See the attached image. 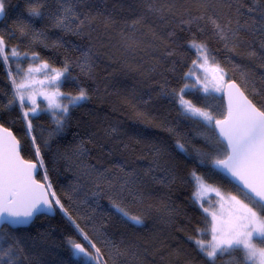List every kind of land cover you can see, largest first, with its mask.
<instances>
[{
  "label": "trees",
  "instance_id": "obj_1",
  "mask_svg": "<svg viewBox=\"0 0 264 264\" xmlns=\"http://www.w3.org/2000/svg\"><path fill=\"white\" fill-rule=\"evenodd\" d=\"M29 3L6 0L5 54L16 49L26 60L67 67L60 92L72 98L83 90L87 99L66 113L25 119L13 60L0 62V124L13 132L24 159L43 160L37 179L51 185L55 207L53 216L38 215L28 227H2L0 253L11 248L12 264H89L73 254L72 244L80 243L100 264H213L195 243L207 244L211 232L193 174L249 201L212 168L222 156L214 151L215 131L186 115L178 97L197 59L195 43L206 45L226 81L264 105V0H38L43 15L32 18ZM20 20L39 35H21ZM183 96L216 118L224 114L221 95L194 88ZM241 256L225 253L215 264H236Z\"/></svg>",
  "mask_w": 264,
  "mask_h": 264
},
{
  "label": "snow or ice",
  "instance_id": "obj_2",
  "mask_svg": "<svg viewBox=\"0 0 264 264\" xmlns=\"http://www.w3.org/2000/svg\"><path fill=\"white\" fill-rule=\"evenodd\" d=\"M6 0H0V16L4 15ZM252 9H249L251 11ZM29 18L42 17V12L38 6V0L33 4L30 0L27 10ZM264 22V16L261 17ZM83 21H81V24ZM214 27L220 30V25L212 20ZM63 21L57 19V26H61ZM19 30L21 35H39L32 30L31 24L20 20ZM222 31V30H221ZM219 34V33H218ZM221 39H227L226 36L220 35ZM201 55L198 57L202 63L199 67L204 70V85L205 93L221 92V84L224 83V70L215 61V57H210L206 45H197L193 43ZM5 41L0 38V62L7 64L8 55L5 54ZM19 53L16 49L11 50V56L16 57ZM194 64L197 62L194 61ZM47 64H42L39 68H29L28 73L47 69ZM52 75L47 77L48 83L56 86V91L45 94L44 92L36 93L43 95L48 101L49 106L60 108L62 112L68 111L67 106L61 107L57 102L59 93L58 81L60 77L67 71L65 67L61 72L57 69L50 70ZM188 75H192L191 72ZM30 76L25 77V82L16 85L17 95L21 103L25 100V93L20 89L28 88L30 85L27 81ZM199 80V77L197 78ZM15 84V80H13ZM44 84L45 81H37ZM211 85V87H209ZM189 85H185L180 89L179 103L183 112L191 117L198 118L206 126L216 132L213 137L215 147L214 151L222 154L224 158H217L213 161L218 168L225 170L231 175L241 186L240 191L243 192L249 203H243L235 196L230 197L231 205L225 210L221 205L219 215L216 212H210L209 208L203 207L205 213H209L212 217L211 221V241L207 244L203 240H196L195 243L199 249L215 264L218 256L225 253L231 254L239 251L242 256L236 261V264H264V105L257 107L250 99L239 89L235 83H227L228 103L226 113L222 114V118H216L212 111L197 107L190 100L184 99L183 93ZM35 92V90H33ZM31 100L34 107L24 112L25 119L28 118L29 112H36V101L32 95L27 97ZM87 99V94L83 90L79 95L71 98V103L83 101ZM32 130L31 121L27 124V131ZM0 222L12 224H26L31 218L44 212L52 211V201L47 198L46 186L40 184L34 179V173L43 168V160L38 159L36 163L24 160L20 155L19 141L7 129L0 128ZM35 143V137L32 138ZM183 151V145H178ZM36 156H40V149H35ZM39 165V168L38 166ZM47 179V176L44 177ZM193 179L197 191L194 196L199 199L201 191L207 190L208 186L200 176L193 174ZM51 187V185H47ZM55 196V193H52ZM217 195H220L217 190ZM223 199V198H222ZM57 205H60L61 210L63 205L60 201L55 200ZM252 206H249V205ZM116 210L127 217L132 222L139 224L140 219L135 216L128 217L122 208L114 205ZM71 219V217H69ZM84 240L91 244V241L85 235ZM95 248V245H92ZM73 254H83L91 261L97 259L92 256L87 249L79 243L72 245ZM99 254V249H96ZM14 255L12 249L0 253V260L5 256L8 260L5 264H12L11 256Z\"/></svg>",
  "mask_w": 264,
  "mask_h": 264
},
{
  "label": "rangeland",
  "instance_id": "obj_3",
  "mask_svg": "<svg viewBox=\"0 0 264 264\" xmlns=\"http://www.w3.org/2000/svg\"><path fill=\"white\" fill-rule=\"evenodd\" d=\"M196 51H197V59L195 61L197 63L196 64L193 63L190 70H189V72H191L192 75H188L189 72L187 73V83L186 84L189 85V87L187 89L198 88L201 92H204L203 91L204 70H203V68L199 67V64L202 63V61H200L198 59V57L201 55V53L197 49H196ZM26 57H27V60L25 59V55H18L16 57H10L8 59V61L12 59L13 64H14V71H15L14 72V80H15L14 86H15L16 98L21 103L20 98L17 95L16 85L20 84L22 82H25V77L30 76L31 78L27 81V83L30 85V87L20 89L21 92L25 93V100L23 101V104L27 106L26 111H28L30 108L34 107L31 100H29L27 98L28 95H32L33 99H35V101H36V104H35L36 112L34 114H37V113L42 112V111L53 112V111L61 110L60 108L50 107L48 101L44 98V96L36 94V93L44 92L45 94H50V93L56 91V86L48 83L47 77L52 75V73L50 71L51 69H57L61 72H63L64 69L52 68V66H50L48 63L45 62L49 66L47 69H42L41 71L33 72V73L29 74L28 73L29 68H39L42 64H45V63H44V61L42 62V61L38 60L34 56H29V57L26 56ZM20 62H23V63L20 64ZM64 75H65V72H64ZM63 76H61L60 80L58 81V87L60 86V83L63 79ZM198 77H199V80L197 79ZM37 81H45V83L40 84V83H37ZM225 82H226V78L224 77V83L221 84L222 89H223ZM209 87H211V85H209ZM33 90H35V92H33ZM59 93L61 95L57 98V102L61 104V107L67 106V108H68L69 105L78 103V102L71 103L70 102L71 98L64 97L63 94L60 92V90H59ZM208 94L221 95L222 91L221 92L208 93ZM29 114L31 115L33 113L29 112ZM220 158H223V155ZM206 185L208 186V188H207V190L201 191L200 198L197 199L195 196L194 197H195V200L197 201V203L199 204L200 207H201V204H203V207L209 208L210 212H216L219 215L220 210H221V205H223V208L225 210L229 209V207L231 205V201H230L231 196H235L238 200L245 203L240 197H238L236 195L227 194V193H224V192L220 191L219 189H217L213 186H210L208 184H206ZM217 190L219 191L220 195H217ZM196 191H197V189H196V185H195V192ZM203 207H201L202 210H203ZM205 214L209 217V227L211 229L212 217L209 213H205ZM92 256H94V255H92ZM82 257H83L84 262H89L88 257H85L84 255H82ZM91 264H100V262L98 261V259H95V260L91 261Z\"/></svg>",
  "mask_w": 264,
  "mask_h": 264
},
{
  "label": "water",
  "instance_id": "obj_4",
  "mask_svg": "<svg viewBox=\"0 0 264 264\" xmlns=\"http://www.w3.org/2000/svg\"><path fill=\"white\" fill-rule=\"evenodd\" d=\"M227 83H235L238 87H239V89L243 92V90L241 89V87L235 82V81H233V80H227L226 82H225V84H224V86H223V89H222V94H221V98H222V101H223V106H224V114L226 113V109H227V103H228V96H227V92L229 91L228 90V88H227ZM244 93V92H243ZM245 94V93H244ZM246 95V94H245ZM247 96V95H246ZM249 99V98H248ZM253 103V102H252ZM254 104V103H253ZM222 118V117H221ZM0 128H4V129H7V128H5L4 126H2L1 124H0ZM10 133H12V135L13 136H15L14 134H13V132L11 131V130H9V129H7ZM0 134H2V133H0ZM215 134H216V132H215ZM17 139V138H16ZM19 147H20V143H19ZM20 155H21V151H20ZM21 157H22V155H21ZM23 158V157H22ZM224 158V157H223ZM24 159V158H23ZM24 160H26V159H24ZM27 161H30V160H27ZM31 162H33V163H36L35 161H31ZM38 166V168H39V165H37ZM212 168L213 169H215L216 171H218L220 174H222V175H224L226 178H228L234 185H236L238 188H240L241 186L239 185V182L238 181H236L233 177H231V175L230 174H228L225 170H223V169H221V168H218V167H216L215 165H214V163H212ZM39 170H40V168H39ZM39 172V171H38ZM38 172L37 173H34V179L37 181V182H39L40 184H43V185H45L46 186V184L45 183H43V182H41V181H39L38 179H37V174H38ZM46 194H47V198L49 199V200H51V197H50V194H49V191H48V188H47V186H46ZM52 201V200H51ZM55 214V207H54V204H53V202H52V211H50V212H44V213H38V214H36V215H34L32 218H31V220H29V222L28 223H26V224H12V223H7V222H0V229L2 228V227H4V226H7V227H9V228H11V229H16V228H24V227H28L33 221H34V219L38 216V215H48V216H53ZM80 244V243H79ZM82 245V244H81ZM83 246V245H82ZM80 255H83V254H80Z\"/></svg>",
  "mask_w": 264,
  "mask_h": 264
}]
</instances>
